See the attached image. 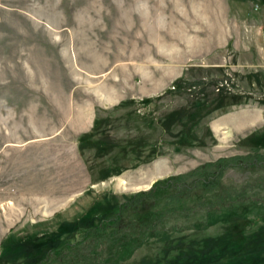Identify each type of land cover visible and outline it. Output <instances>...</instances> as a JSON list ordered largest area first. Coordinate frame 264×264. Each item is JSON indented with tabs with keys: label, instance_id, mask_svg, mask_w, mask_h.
<instances>
[{
	"label": "rangeland",
	"instance_id": "1",
	"mask_svg": "<svg viewBox=\"0 0 264 264\" xmlns=\"http://www.w3.org/2000/svg\"><path fill=\"white\" fill-rule=\"evenodd\" d=\"M248 154L264 155V0H0V264ZM213 182L158 189L51 264H264V164Z\"/></svg>",
	"mask_w": 264,
	"mask_h": 264
},
{
	"label": "trees",
	"instance_id": "2",
	"mask_svg": "<svg viewBox=\"0 0 264 264\" xmlns=\"http://www.w3.org/2000/svg\"><path fill=\"white\" fill-rule=\"evenodd\" d=\"M253 164H264V155H235L222 157L214 162H207L185 174L169 176L155 181L147 190H140L124 201L120 202L116 210L110 215L105 216L97 224L80 228L78 230V239L74 242H65L57 249L45 248L42 243L37 241L22 242L17 247L20 249H30L29 255L22 264H51L59 256L76 253L77 247L85 241H93L98 245L104 244L108 238V231L123 223L125 216L133 210H137L143 205L155 201L156 191L158 189L177 187L183 181L193 178V181H201L203 185L211 187L213 181H217L224 169L228 167H245ZM213 169V171L211 170ZM212 178V179H211ZM36 239V238H35ZM37 240V239H36Z\"/></svg>",
	"mask_w": 264,
	"mask_h": 264
}]
</instances>
